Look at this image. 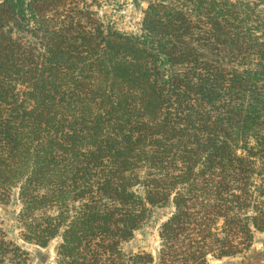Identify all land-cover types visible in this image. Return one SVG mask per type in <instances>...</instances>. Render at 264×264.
Instances as JSON below:
<instances>
[{
	"label": "trees",
	"instance_id": "16d2710c",
	"mask_svg": "<svg viewBox=\"0 0 264 264\" xmlns=\"http://www.w3.org/2000/svg\"><path fill=\"white\" fill-rule=\"evenodd\" d=\"M0 0V205L56 264H208L264 233V0ZM172 208L157 256L124 255ZM29 252L0 230V264Z\"/></svg>",
	"mask_w": 264,
	"mask_h": 264
},
{
	"label": "rangeland",
	"instance_id": "374dc122",
	"mask_svg": "<svg viewBox=\"0 0 264 264\" xmlns=\"http://www.w3.org/2000/svg\"><path fill=\"white\" fill-rule=\"evenodd\" d=\"M99 1L102 6L97 10L105 23H111L116 31L122 34L138 35L140 33L143 12L146 10L150 0ZM19 211L20 203L17 200V194L14 193L7 203L0 205V230L5 233L8 240L29 252L30 261L28 264H56L57 248L61 242L60 238L52 241L44 249L24 242L21 239V230L17 223ZM172 211V208H153L149 219L134 235L133 239L122 244L121 250L124 255L133 256L139 253H149L156 257L160 246V227L169 218ZM258 257H245V260H243L242 254L224 259L222 262L211 259L208 264H262L264 257Z\"/></svg>",
	"mask_w": 264,
	"mask_h": 264
},
{
	"label": "crops",
	"instance_id": "0c3cea01",
	"mask_svg": "<svg viewBox=\"0 0 264 264\" xmlns=\"http://www.w3.org/2000/svg\"><path fill=\"white\" fill-rule=\"evenodd\" d=\"M262 256L264 257V233H256L254 235L253 244L251 248L243 254V260H245V257L261 258ZM222 260H218V261L222 262ZM261 263L264 264V260Z\"/></svg>",
	"mask_w": 264,
	"mask_h": 264
}]
</instances>
